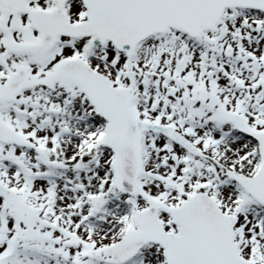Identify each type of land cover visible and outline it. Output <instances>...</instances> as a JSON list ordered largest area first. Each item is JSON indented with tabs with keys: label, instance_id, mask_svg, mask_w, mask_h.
<instances>
[{
	"label": "snow or ice",
	"instance_id": "6c2138e0",
	"mask_svg": "<svg viewBox=\"0 0 264 264\" xmlns=\"http://www.w3.org/2000/svg\"><path fill=\"white\" fill-rule=\"evenodd\" d=\"M0 264H264V0H0Z\"/></svg>",
	"mask_w": 264,
	"mask_h": 264
}]
</instances>
